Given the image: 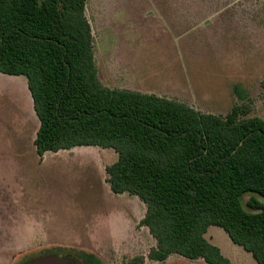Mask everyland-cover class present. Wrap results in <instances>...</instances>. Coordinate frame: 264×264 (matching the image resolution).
<instances>
[{
	"label": "rangeland",
	"instance_id": "obj_1",
	"mask_svg": "<svg viewBox=\"0 0 264 264\" xmlns=\"http://www.w3.org/2000/svg\"><path fill=\"white\" fill-rule=\"evenodd\" d=\"M101 81L142 88L202 113L264 116V0H87ZM13 76V77H12ZM0 73V264L50 254L77 264H206L172 255L149 259L157 246L141 224L147 207L115 195L106 167L113 149L83 146L48 152L34 140L40 122L24 76ZM208 240L231 264H257L226 232Z\"/></svg>",
	"mask_w": 264,
	"mask_h": 264
},
{
	"label": "trees",
	"instance_id": "obj_2",
	"mask_svg": "<svg viewBox=\"0 0 264 264\" xmlns=\"http://www.w3.org/2000/svg\"><path fill=\"white\" fill-rule=\"evenodd\" d=\"M86 6L87 0H0V73L27 79L40 160L80 146L113 149L118 159L106 167V181L113 194L146 205L141 224L157 242L150 260L177 254L231 264L206 237L217 226L264 264V116L245 117L239 105L226 116L202 113L105 86Z\"/></svg>",
	"mask_w": 264,
	"mask_h": 264
},
{
	"label": "crops",
	"instance_id": "obj_3",
	"mask_svg": "<svg viewBox=\"0 0 264 264\" xmlns=\"http://www.w3.org/2000/svg\"><path fill=\"white\" fill-rule=\"evenodd\" d=\"M95 61H96V58H95ZM97 66V64H96ZM98 70V68H97ZM12 76V75H11ZM13 77V76H12ZM17 78V76H15ZM98 77H99V73H98ZM99 80L101 81L100 77H99ZM102 82V81H101ZM103 83V82H102ZM106 86V85H105ZM108 87V86H107ZM111 88V87H110ZM29 89V88H28ZM112 89H126V90H132V91H137V92H141L143 94H154V95H157L159 97H164V98H168L166 97L165 95H160V94H157V93H154V87H152V85H148V84H145L143 83V87L142 88H127V87H121V88H112ZM34 103V102H33ZM40 127V125H39ZM38 132V131H37ZM36 139V138H35ZM35 142V140H34ZM35 145V144H34ZM75 148H84L83 146H80V147H75ZM74 149V148H73ZM71 150V149H70ZM35 151H36V147H35ZM62 151V150H61ZM60 152V151H59ZM48 153V152H47ZM37 154V153H36ZM46 155V154H45ZM44 155V156H45ZM38 156V155H37ZM44 158V157H43ZM40 159V158H39ZM50 256H58V257H66L68 259H72L75 261V263L77 264L75 258L72 256V255H69V254H50V255H41L40 257H37L35 258L34 260L32 261H29V262H26L24 264H27V263H30V262H34L35 260L37 259H41V258H45V257H50Z\"/></svg>",
	"mask_w": 264,
	"mask_h": 264
},
{
	"label": "water",
	"instance_id": "obj_4",
	"mask_svg": "<svg viewBox=\"0 0 264 264\" xmlns=\"http://www.w3.org/2000/svg\"><path fill=\"white\" fill-rule=\"evenodd\" d=\"M27 264H76L74 260L66 257L50 256L41 259H37L34 262Z\"/></svg>",
	"mask_w": 264,
	"mask_h": 264
}]
</instances>
